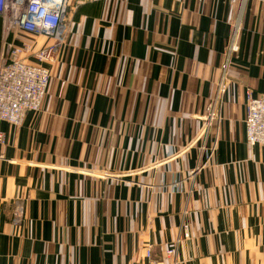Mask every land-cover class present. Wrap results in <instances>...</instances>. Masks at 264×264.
Segmentation results:
<instances>
[{"label":"crops","instance_id":"0c3cea01","mask_svg":"<svg viewBox=\"0 0 264 264\" xmlns=\"http://www.w3.org/2000/svg\"><path fill=\"white\" fill-rule=\"evenodd\" d=\"M65 22L40 111L0 121V264L171 246L175 264H264V146L243 121L264 94V0H69Z\"/></svg>","mask_w":264,"mask_h":264},{"label":"built area","instance_id":"2783aa9c","mask_svg":"<svg viewBox=\"0 0 264 264\" xmlns=\"http://www.w3.org/2000/svg\"><path fill=\"white\" fill-rule=\"evenodd\" d=\"M68 2L69 0H0L3 35L12 33L16 41L6 44L0 53V121L17 124L26 111H40L50 79L49 69L44 63L52 58L58 45L65 39ZM34 35H46L53 38L54 43L33 49L34 41L31 36ZM236 49V45H230V50ZM225 66L224 64L222 69ZM225 90V82L220 81L213 102L207 108L205 125H209L212 119L218 122ZM245 98L243 121L246 141L249 145L264 146V94L254 96L248 91ZM2 141L3 133L0 131V142ZM213 149L214 145L208 156ZM21 215L22 211L18 209L15 221H19ZM184 228L186 230L185 226ZM146 255L150 256L149 250ZM175 263V248L171 246L164 251L163 259L150 261L149 264Z\"/></svg>","mask_w":264,"mask_h":264},{"label":"rangeland","instance_id":"374dc122","mask_svg":"<svg viewBox=\"0 0 264 264\" xmlns=\"http://www.w3.org/2000/svg\"><path fill=\"white\" fill-rule=\"evenodd\" d=\"M33 39V38H32Z\"/></svg>","mask_w":264,"mask_h":264}]
</instances>
